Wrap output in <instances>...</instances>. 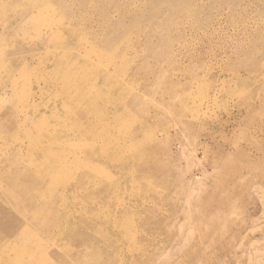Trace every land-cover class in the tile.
I'll return each mask as SVG.
<instances>
[{
	"label": "rangeland",
	"instance_id": "obj_1",
	"mask_svg": "<svg viewBox=\"0 0 264 264\" xmlns=\"http://www.w3.org/2000/svg\"><path fill=\"white\" fill-rule=\"evenodd\" d=\"M0 58V264H264V0H0Z\"/></svg>",
	"mask_w": 264,
	"mask_h": 264
},
{
	"label": "bare ground",
	"instance_id": "obj_2",
	"mask_svg": "<svg viewBox=\"0 0 264 264\" xmlns=\"http://www.w3.org/2000/svg\"><path fill=\"white\" fill-rule=\"evenodd\" d=\"M49 33V32H48ZM1 59V58H0ZM15 60V59H14ZM24 63V62H23ZM24 65V64H23ZM73 71V70H72ZM73 73H74V71H73ZM71 75V74H70ZM77 76V75H76ZM69 77V76H68ZM64 78V77H63ZM80 78V77H79ZM74 79V78H73ZM76 79V78H75ZM78 80V79H77ZM83 80V79H82ZM76 81V80H75ZM85 82V81H84ZM49 83V82H48ZM53 85V84H52ZM78 85V84H77ZM86 85V84H85ZM69 86V85H68ZM74 86V85H73ZM60 87V86H59ZM54 88V87H53ZM34 94V93H33ZM61 94V93H60ZM34 96V95H33ZM4 110V109H3ZM15 117H18V115L16 114V116ZM135 131V130H134ZM142 132V131H141ZM134 134V133H133ZM44 135L45 134H43V133H41V134H39L38 135V137H37V141L40 143L41 141H42V139H43V137H44ZM141 135V134H140ZM80 137V136H79ZM130 137V136H129ZM132 137V136H131ZM130 137V138H131ZM136 137H137V135H136ZM136 137H134V138H136ZM154 138V137H153ZM79 140V139H78ZM95 140V139H94ZM135 140V139H134ZM90 141H91V139H90ZM76 143V142H75ZM90 143V142H89ZM106 147V146H105ZM93 149H91V147L89 148V151H90V155H92L93 154V151H92ZM59 154H60V152L59 153H57L56 155H54L53 157H51L50 159H44V161L46 162V163H49L50 165H51V167H49V170H47V171H45L43 168H41V169H38V174L36 175V176H34L35 175V172L33 171L32 172V174L29 172V170H30V168L32 169V170H34L35 168L34 167H32V164H33V160H31L30 159V161H29V163H30V166L28 167H24V169L23 168H21L20 166H19V164L17 163V162H15V165L16 166H14L13 167V170H16V174L17 175H19V176H24L25 178H26V180H24L20 185H17V184H13V185H11L8 189L10 190V192L12 193V194H14V193H16V191H18V192H20L21 194H23L24 196L25 195H27V196H25V197H23V196H21L22 197V199L24 200V201H28L29 199H31L33 202H30V204L34 207V208H44L45 207V205H47V202L46 201H44V200H39L38 199V196H40V195H42L43 193H45L46 191H50V193L51 194H54L55 193V190H54V187H56V186H58V185H61V184H63V182H64V179H63V181L61 182V184H59V181H57L56 180V177H59V175H62L63 176V173H65L66 174V172L64 171V169H62V168H60V169H57V165H58V163H62V164H66V163H68V159H61V156H59ZM43 155H45V154H43ZM101 155V154H100ZM41 159H43V157H41ZM93 160H94V158H92ZM74 160H75V162L76 163H79V165H80V163L82 164L80 167L82 168V171H83V173L82 174H80V178L78 179V181L81 179V177H82V175L84 174V173H86V174H88L89 172H91V171H93L94 170V166H93V164H92V162H91V159H87V158H85V159H83L82 160V158H80L79 156H77L76 158H74ZM43 161V160H42ZM123 161V160H122ZM149 162V161H148ZM100 164V163H99ZM76 166H77V164H76ZM79 167V166H78ZM119 167V166H118ZM120 168H121V166H120ZM89 171V172H88ZM151 171V170H150ZM119 172V171H118ZM51 173H53L52 174V177L51 176H48L49 174H51ZM124 173V172H123ZM28 174H30L31 176H30V178L28 177L29 175ZM120 174V173H119ZM130 174V173H129ZM141 175V174H140ZM146 175V174H145ZM148 175V174H147ZM65 176V175H64ZM67 176V175H66ZM131 176V175H130ZM134 176V175H133ZM3 177L4 178H6V179H8V177L10 178L11 177V175L8 173V172H5V174L3 175ZM50 177V178H49ZM95 176H93V178H94ZM142 177V176H141ZM47 178H49L46 182H44L43 181V179H47ZM139 178V177H138ZM137 178V179H138ZM0 180H2V179H0ZM97 180H99V179H97ZM145 180V179H144ZM93 181H95V180H93ZM98 182V181H97ZM131 182H133V181H131ZM101 183V182H100ZM136 183V182H135ZM65 184V183H64ZM63 184V185H64ZM133 184V183H132ZM92 185V184H91ZM97 185H99V184H97ZM133 185H135V184H133ZM6 187V186H5ZM65 187V186H64ZM94 187V186H93ZM97 188V187H96ZM99 188V187H98ZM132 189H133V187H132ZM29 190H32L33 191V194L32 195H29V194H27L28 193V191ZM94 190H95V188H94ZM6 191V190H5ZM75 193V192H74ZM123 196V195H122ZM58 198V197H57ZM28 199V200H27ZM121 199V198H120ZM58 202V201H57ZM119 202V201H118ZM121 202V201H120ZM28 203V202H27ZM60 203V202H59ZM117 203V202H116ZM252 203V202H251ZM30 205V206H31ZM75 205V204H74ZM105 205V204H104ZM118 206V205H117ZM120 206V205H119ZM66 207V206H65ZM76 207V206H75ZM103 207V206H102ZM60 208V207H59ZM99 208V207H98ZM117 208V207H116ZM64 209V208H63ZM70 210V209H69ZM106 210V209H105ZM111 210V209H110ZM76 211V210H75ZM121 211V210H120ZM77 212V211H76ZM108 212V211H107ZM75 216H76V213H75ZM111 216H112V214H111ZM65 217V216H64ZM118 217H120V216H118ZM78 218V217H77ZM89 218V217H88ZM91 219V218H90ZM95 219V218H94ZM80 220V219H79ZM92 220H93V218H92ZM62 221V220H61ZM77 221V220H76ZM94 221V220H93ZM110 221V220H109ZM114 221H116V220H114ZM92 222V221H91ZM90 222V223H91ZM95 222V221H94ZM112 222V221H111ZM83 223V222H82ZM77 224V223H76ZM84 224V223H83ZM92 224V223H91ZM97 224V223H96ZM60 225V224H59ZM80 225V224H79ZM88 226H89V224H88ZM97 226V225H96ZM105 226V225H104ZM80 228V227H79ZM82 228V227H81ZM90 228H91V226H90ZM61 229V228H60ZM89 229V228H88ZM94 229V228H93ZM87 230V229H86ZM117 230H118V228H117ZM69 231V230H68ZM85 232V231H84ZM66 233V232H65ZM119 233L121 234V232L119 231ZM67 234V233H66ZM65 234V235H66ZM89 234V233H88ZM91 236V235H90ZM122 239V238H121ZM95 240H96V238H95ZM49 247V246H48ZM72 250V249H71ZM128 250V249H127ZM126 250V251H127ZM115 251V250H114ZM86 253V252H85ZM126 254V253H125ZM124 254V255H125ZM66 255H67V252H66ZM69 255V254H68ZM67 255V256H68ZM85 255L86 254H84L83 255V258L85 257ZM109 255V254H108ZM66 257V256H65ZM94 257H96L95 255H94ZM68 258V257H67ZM88 258H89V256H88ZM91 258V257H90ZM125 258V257H124ZM81 259V258H80ZM79 259V260H80ZM78 260V259H77ZM83 261V260H82ZM88 262V261H87ZM76 263V262H75ZM77 264V263H76ZM80 264V263H79Z\"/></svg>",
	"mask_w": 264,
	"mask_h": 264
}]
</instances>
